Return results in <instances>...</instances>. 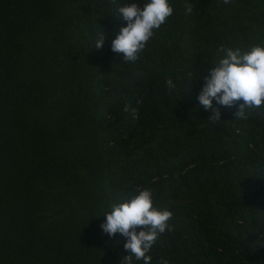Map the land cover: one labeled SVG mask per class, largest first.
<instances>
[{
	"label": "trees",
	"instance_id": "obj_1",
	"mask_svg": "<svg viewBox=\"0 0 264 264\" xmlns=\"http://www.w3.org/2000/svg\"><path fill=\"white\" fill-rule=\"evenodd\" d=\"M130 2L0 0V264H120L103 215L138 189L173 213L151 264H264V105L212 123L197 99L220 46L264 47V0H169L125 62Z\"/></svg>",
	"mask_w": 264,
	"mask_h": 264
},
{
	"label": "clouds",
	"instance_id": "obj_2",
	"mask_svg": "<svg viewBox=\"0 0 264 264\" xmlns=\"http://www.w3.org/2000/svg\"><path fill=\"white\" fill-rule=\"evenodd\" d=\"M229 4L231 0H223ZM174 9L169 0H143L141 8L135 0L118 8V17L126 22V27L119 29V34L112 41L111 50L123 53L125 62H136L166 20L173 15ZM186 12H193V5H186ZM106 34L101 31L95 42V48H103ZM218 59L214 62L209 74L204 79V86L198 101L205 110H211L208 121L221 122L219 108L213 107V101L227 107H235L236 119H246L247 109H258L264 105V47L253 45L248 51L220 46L217 50ZM169 88L175 85L171 78L166 79ZM124 111L134 115L137 109L125 105ZM138 194L122 203H114L111 211L105 213L106 222L101 224L104 233L115 236L121 234L125 241L123 247L131 255L122 256L120 264H133V259L151 264L148 255L158 237L173 228L169 221L173 213L167 209L154 206L153 193L149 189H138ZM161 264H167L162 261Z\"/></svg>",
	"mask_w": 264,
	"mask_h": 264
}]
</instances>
